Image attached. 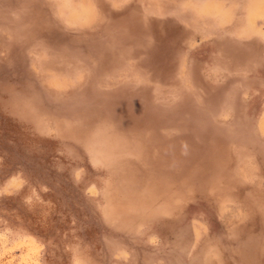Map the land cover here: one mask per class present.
Listing matches in <instances>:
<instances>
[{
    "label": "rangeland",
    "instance_id": "obj_1",
    "mask_svg": "<svg viewBox=\"0 0 264 264\" xmlns=\"http://www.w3.org/2000/svg\"><path fill=\"white\" fill-rule=\"evenodd\" d=\"M0 264H264V0H0Z\"/></svg>",
    "mask_w": 264,
    "mask_h": 264
},
{
    "label": "bare ground",
    "instance_id": "obj_2",
    "mask_svg": "<svg viewBox=\"0 0 264 264\" xmlns=\"http://www.w3.org/2000/svg\"><path fill=\"white\" fill-rule=\"evenodd\" d=\"M129 13H130V12H129ZM23 15H24V14H23ZM136 15H137V14H136ZM133 18H134V17H133ZM131 19H132V18H131ZM134 19H136V18H134ZM13 23H14V22H13ZM31 29H32V28H31ZM30 32H31V30H30ZM103 50H104V49H103ZM80 68H81V67H80ZM144 79H145V78H144ZM190 101H191V99H190ZM190 101H189V102L185 101V102H187L186 104H187L188 106L190 105L189 108L192 109V105H193V104H192ZM148 104H149V103H148ZM191 111H192V110H191ZM141 138H142V137H141ZM147 138H148V137H147ZM143 139H144V138H143ZM145 139H146V138H145ZM131 151H132V149H131ZM122 182L124 183V181H122ZM129 208H130V207H129Z\"/></svg>",
    "mask_w": 264,
    "mask_h": 264
}]
</instances>
